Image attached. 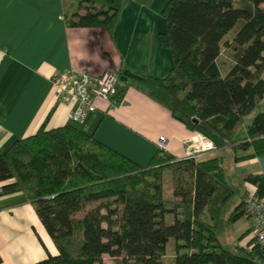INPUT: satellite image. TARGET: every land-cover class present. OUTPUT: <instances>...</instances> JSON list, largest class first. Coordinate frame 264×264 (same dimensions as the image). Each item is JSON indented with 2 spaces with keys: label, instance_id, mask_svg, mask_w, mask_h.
Instances as JSON below:
<instances>
[{
  "label": "trees",
  "instance_id": "1",
  "mask_svg": "<svg viewBox=\"0 0 264 264\" xmlns=\"http://www.w3.org/2000/svg\"><path fill=\"white\" fill-rule=\"evenodd\" d=\"M124 1L77 0L67 24L111 29ZM236 1L170 0L161 41L172 51L173 68L144 81L151 97L216 148L264 135V112L242 134L264 99V0ZM239 20L235 64L222 75L217 61L230 45L223 39ZM222 173L218 158L175 160L163 150L142 167L72 125L41 128L0 154L2 195L23 192L59 251L33 264H166L171 238V264H263L259 245L233 252L217 237L232 196ZM248 179L264 197V175ZM242 214L237 208L231 221Z\"/></svg>",
  "mask_w": 264,
  "mask_h": 264
},
{
  "label": "crops",
  "instance_id": "2",
  "mask_svg": "<svg viewBox=\"0 0 264 264\" xmlns=\"http://www.w3.org/2000/svg\"><path fill=\"white\" fill-rule=\"evenodd\" d=\"M169 1L125 0L115 24L107 29L69 26L66 14L77 0H0V154L41 128L72 125L147 167L159 151L158 139L165 136V152L175 160L189 154L197 160L220 159L232 196L220 212L217 237L227 250H251L256 243L253 222L243 205L247 196L257 194L249 176L264 175V135L216 148L151 97L145 80L122 79L125 70L144 78H164L171 72L173 54L161 41L166 29L163 11ZM234 64L225 70L219 65L222 75ZM71 70L93 77L106 70L115 72L114 96L124 90L121 101L98 99L83 121L73 122L77 100L57 96L52 82L55 75ZM262 112L264 99L245 122L243 136ZM4 184L0 182V264H33L57 255L31 201L23 192L2 195ZM239 207L243 214L231 221Z\"/></svg>",
  "mask_w": 264,
  "mask_h": 264
},
{
  "label": "built area",
  "instance_id": "3",
  "mask_svg": "<svg viewBox=\"0 0 264 264\" xmlns=\"http://www.w3.org/2000/svg\"><path fill=\"white\" fill-rule=\"evenodd\" d=\"M118 76L115 72L106 70L100 76L93 77L86 71L58 74L52 78L55 94L63 100L76 99L77 105L71 113V119L79 123L85 119L87 114L94 110L98 99L112 100L116 93V82ZM159 150L167 149L165 136H160L157 141ZM187 158H196L189 154ZM244 213L253 222V235L264 250V197L258 194H250L244 201Z\"/></svg>",
  "mask_w": 264,
  "mask_h": 264
},
{
  "label": "rangeland",
  "instance_id": "4",
  "mask_svg": "<svg viewBox=\"0 0 264 264\" xmlns=\"http://www.w3.org/2000/svg\"><path fill=\"white\" fill-rule=\"evenodd\" d=\"M241 0H237L236 3L240 4ZM77 4H75V8L71 9V11L69 10V13L67 14L68 17H71L74 9H76V7L78 8V6H76ZM79 10V9H78ZM86 9H82L80 8V12H85ZM244 21L243 20H239V22L235 25V27L224 37L223 39V43L224 42H230L229 46H223V50L222 53L219 57V65L222 67L223 70H225L226 68H228L230 66V64H232L235 61V57H236V51L234 50V47L232 46V39L234 37V35L236 34V32L241 28V26L243 25ZM171 217H168V221H170ZM225 241L228 239V235L225 234ZM228 243V241H227ZM167 247H168V252L166 253V258H165V262L166 264H171V260L174 257V250L176 247V240L174 238H171L168 243H167ZM236 252V251H234ZM259 262L264 264V260L263 259H259Z\"/></svg>",
  "mask_w": 264,
  "mask_h": 264
},
{
  "label": "water",
  "instance_id": "5",
  "mask_svg": "<svg viewBox=\"0 0 264 264\" xmlns=\"http://www.w3.org/2000/svg\"><path fill=\"white\" fill-rule=\"evenodd\" d=\"M128 77H133V78L138 79V80H145V78L143 76H141L135 72H132L130 70H125L122 79L127 80Z\"/></svg>",
  "mask_w": 264,
  "mask_h": 264
}]
</instances>
